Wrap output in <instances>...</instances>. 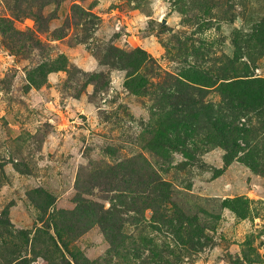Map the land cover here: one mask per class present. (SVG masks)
Returning <instances> with one entry per match:
<instances>
[{"label": "rangeland", "instance_id": "374dc122", "mask_svg": "<svg viewBox=\"0 0 264 264\" xmlns=\"http://www.w3.org/2000/svg\"><path fill=\"white\" fill-rule=\"evenodd\" d=\"M58 1L0 0V18L41 43L28 55L8 49L14 37L0 32V264H58L52 221L75 225L73 240L63 237L92 264H264L257 112L234 120L261 149L256 171L226 163V149L212 142L188 144L192 158L154 138L189 70L215 81L189 89L215 107L225 105L220 84L264 79V0ZM46 59L53 71L31 81ZM148 175L168 215L195 221L197 239L179 243L151 223V208L123 206L139 199L121 193ZM238 197L234 212L229 200ZM81 198L97 204L94 213L80 211Z\"/></svg>", "mask_w": 264, "mask_h": 264}, {"label": "trees", "instance_id": "16d2710c", "mask_svg": "<svg viewBox=\"0 0 264 264\" xmlns=\"http://www.w3.org/2000/svg\"><path fill=\"white\" fill-rule=\"evenodd\" d=\"M55 1L57 3L59 2L58 0ZM33 16L37 19L40 15L35 14ZM259 31L264 35V26H261ZM0 32L4 35L11 34L14 37L10 44L7 43L8 49L12 46L18 47L30 55L33 48L41 47V43L34 38L31 33L23 39L24 35L19 33V31L16 33L8 19L0 18ZM52 66L53 65L47 62V59L44 60L39 66L30 70L28 73L30 80L41 82L44 80L48 72L53 71ZM181 76L185 79V82L187 81L186 84L184 83V86L187 85L184 88V94L182 93L178 97L183 101H180V104L176 109H173V106L170 104V108L166 113V118L159 120V123L155 124L154 138L158 146L161 148H164L165 146L174 149L176 148L179 152L193 158L194 153H185L188 144H193V142L198 139V142H202L204 145L212 142L213 144L222 146L226 149V163H230L233 159L237 158L256 171L260 164L259 156L261 155V149H259L255 143L250 144L249 136L251 132L249 128L237 127L234 125V120L235 117H237V120L240 119V117H242L241 114L257 112V114L263 119L262 122L264 124V79H234L230 82L220 84L219 90L225 96V105L220 104L215 107L211 103H201L200 100L194 98L192 92H189L190 88H200L199 86L209 87L214 84L215 81L212 82L209 77L197 73L195 70H189ZM208 123L210 124V129L207 130L205 135H203L202 129L205 124ZM239 140H242L245 143L244 147H241ZM239 152H243V157L238 156ZM142 178H140L137 183H132L127 190L121 193V197L125 198L127 192L131 191L139 200L135 201V198L132 197V200L128 201L127 199L123 206L141 215L144 210L151 208L152 213L154 214L151 217V223H155V225H159L160 223L166 226V228L176 236L179 243L197 239L196 236L190 232V230H192L190 225H193L195 221L191 220L189 227H187V225H185V220L187 219V221H189L190 218L181 211L176 210L174 213L172 212L168 215L167 210L162 204V197L151 194L154 189L157 191L156 187L158 186V183L156 182V187L153 186L149 182V175L147 178ZM126 183L129 184V181ZM163 198H166V195H163ZM229 201V208L234 210V212H238L236 207L237 205L240 206L242 198L238 197ZM94 204L95 202L83 200L81 198L78 202V208L80 211L84 210L86 212L94 213ZM95 206H97V204H95ZM73 222L77 225L79 221L73 219ZM136 223L139 224V220H137ZM46 226L48 229L51 228L53 230V233L49 230L51 240L55 244H60L62 256L58 264L93 263V261L86 259L81 252L69 247L70 241L73 240L75 236L69 228H74L75 225L70 226L68 223H57L52 221L48 222ZM108 229L110 230V228ZM68 234L70 236L69 242L63 237ZM157 262L158 261H153V263ZM141 264H144V262L142 261Z\"/></svg>", "mask_w": 264, "mask_h": 264}, {"label": "water", "instance_id": "95a60500", "mask_svg": "<svg viewBox=\"0 0 264 264\" xmlns=\"http://www.w3.org/2000/svg\"><path fill=\"white\" fill-rule=\"evenodd\" d=\"M163 23H165V21H163Z\"/></svg>", "mask_w": 264, "mask_h": 264}]
</instances>
